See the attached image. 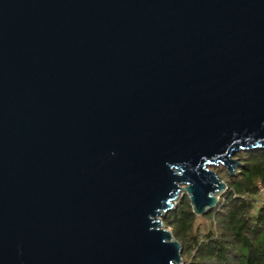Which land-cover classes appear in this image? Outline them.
I'll list each match as a JSON object with an SVG mask.
<instances>
[{
    "label": "water",
    "instance_id": "1",
    "mask_svg": "<svg viewBox=\"0 0 264 264\" xmlns=\"http://www.w3.org/2000/svg\"><path fill=\"white\" fill-rule=\"evenodd\" d=\"M264 151V0H0V264H181Z\"/></svg>",
    "mask_w": 264,
    "mask_h": 264
},
{
    "label": "trees",
    "instance_id": "2",
    "mask_svg": "<svg viewBox=\"0 0 264 264\" xmlns=\"http://www.w3.org/2000/svg\"><path fill=\"white\" fill-rule=\"evenodd\" d=\"M241 167L225 178L217 205L196 216L185 195L162 221L181 247V264H264V151L239 153Z\"/></svg>",
    "mask_w": 264,
    "mask_h": 264
},
{
    "label": "rangeland",
    "instance_id": "3",
    "mask_svg": "<svg viewBox=\"0 0 264 264\" xmlns=\"http://www.w3.org/2000/svg\"><path fill=\"white\" fill-rule=\"evenodd\" d=\"M208 169H210V170H212V171H215V172H217V174H218V172H221V174L225 177V178H228V176H226L227 175V172L225 171V169H224V167L222 166V165H216V166H209L208 167ZM185 196V194H183V193H181L179 196H178V198H177V200H176V202H175V207H176V205L178 204V202L183 198ZM220 197V196H219ZM167 213V212H166ZM166 213H164L161 217H160V221L162 222V227L164 228V229H167L168 231H170V229H168V228H165V226L163 225V221H162V219H163V217H164V215L166 214Z\"/></svg>",
    "mask_w": 264,
    "mask_h": 264
},
{
    "label": "built area",
    "instance_id": "4",
    "mask_svg": "<svg viewBox=\"0 0 264 264\" xmlns=\"http://www.w3.org/2000/svg\"><path fill=\"white\" fill-rule=\"evenodd\" d=\"M258 196L264 202V185L258 184Z\"/></svg>",
    "mask_w": 264,
    "mask_h": 264
},
{
    "label": "bare ground",
    "instance_id": "5",
    "mask_svg": "<svg viewBox=\"0 0 264 264\" xmlns=\"http://www.w3.org/2000/svg\"><path fill=\"white\" fill-rule=\"evenodd\" d=\"M181 193H183V192L181 191V192L178 194V196H179ZM175 202H176V201H174V203H173V204H175Z\"/></svg>",
    "mask_w": 264,
    "mask_h": 264
},
{
    "label": "crops",
    "instance_id": "6",
    "mask_svg": "<svg viewBox=\"0 0 264 264\" xmlns=\"http://www.w3.org/2000/svg\"><path fill=\"white\" fill-rule=\"evenodd\" d=\"M260 198V197H259Z\"/></svg>",
    "mask_w": 264,
    "mask_h": 264
}]
</instances>
